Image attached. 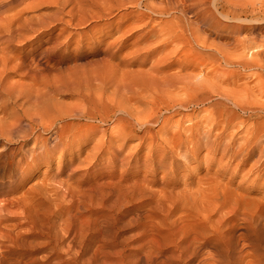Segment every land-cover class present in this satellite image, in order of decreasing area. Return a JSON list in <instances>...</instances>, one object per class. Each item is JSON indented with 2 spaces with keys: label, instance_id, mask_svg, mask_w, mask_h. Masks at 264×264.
<instances>
[{
  "label": "rangeland",
  "instance_id": "obj_1",
  "mask_svg": "<svg viewBox=\"0 0 264 264\" xmlns=\"http://www.w3.org/2000/svg\"><path fill=\"white\" fill-rule=\"evenodd\" d=\"M104 7L67 3L15 42V56L34 57L38 73L9 70L1 80L21 93L7 103L0 92V116L19 117L15 133L28 136L0 135V264H140L141 256L176 264L196 246L199 262L203 241L221 260L264 264V157L212 143L217 130L196 142L175 126L184 114L191 120L181 126L201 122L209 102L192 106L183 89H154L160 72L149 69H170L168 48L148 45L145 29L125 32L139 8L98 17ZM170 97L187 100L176 112ZM152 113L160 118L139 122ZM36 135L44 147L29 154Z\"/></svg>",
  "mask_w": 264,
  "mask_h": 264
},
{
  "label": "bare ground",
  "instance_id": "obj_2",
  "mask_svg": "<svg viewBox=\"0 0 264 264\" xmlns=\"http://www.w3.org/2000/svg\"><path fill=\"white\" fill-rule=\"evenodd\" d=\"M79 1L89 5L105 3L103 11L96 13L98 17L108 13L112 7L139 8L140 11L132 15L133 19L125 25V32L134 27L145 29L141 38L148 45L158 43L157 46L168 48L162 58L171 59L166 63L169 70L149 69L160 72L152 84L153 88L162 95L167 93V96H176L173 91L183 89L189 96V105L209 102L207 107L217 109L216 112L209 109L202 115L201 122L191 126H181V119L184 123L191 120L184 114L175 121V126L188 130L196 142H207L217 130L213 133L212 143L224 144L227 149L237 142L246 158L255 154L258 160L264 157V0H0V92L7 95V103L19 97L21 91L20 86L2 85L3 74L9 70L21 76L38 73L34 57L27 64L21 56L16 57L13 53L17 50L15 42L20 41L22 31L32 23L46 26L59 9L67 3ZM42 4L46 9L42 14H24ZM137 50L134 49L133 53ZM186 100L170 97L167 105L176 107L177 112ZM151 116L156 120L160 118L157 113H152L141 117L139 122L145 123ZM9 117L12 122L0 116V135L8 141L15 135L28 136L25 131L15 133L18 128L13 123L19 117L14 114ZM142 125L145 124L139 126ZM203 126L206 130L202 129ZM240 130L243 134L237 137ZM51 138L58 142L62 136L54 134ZM43 147V142L39 143V135H36L27 151L32 154L33 149ZM4 151L0 153L2 158L7 155ZM5 168L6 163L0 159V173ZM199 244L200 249L205 250L201 261L194 262V257L201 252L196 246L186 260L176 264H240L237 259H219L210 242ZM161 255H152V260L159 259ZM173 259L165 256L159 260L161 264H172ZM150 263L141 256L140 264Z\"/></svg>",
  "mask_w": 264,
  "mask_h": 264
}]
</instances>
